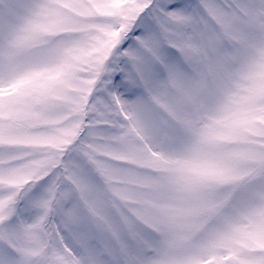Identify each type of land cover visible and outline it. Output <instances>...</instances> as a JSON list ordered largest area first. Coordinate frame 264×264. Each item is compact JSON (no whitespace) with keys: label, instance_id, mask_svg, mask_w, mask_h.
Wrapping results in <instances>:
<instances>
[{"label":"snow or ice","instance_id":"1","mask_svg":"<svg viewBox=\"0 0 264 264\" xmlns=\"http://www.w3.org/2000/svg\"><path fill=\"white\" fill-rule=\"evenodd\" d=\"M0 264H264V0H0Z\"/></svg>","mask_w":264,"mask_h":264},{"label":"clouds","instance_id":"2","mask_svg":"<svg viewBox=\"0 0 264 264\" xmlns=\"http://www.w3.org/2000/svg\"><path fill=\"white\" fill-rule=\"evenodd\" d=\"M226 188H227V185H220V186H218L217 191H222V190H224Z\"/></svg>","mask_w":264,"mask_h":264}]
</instances>
